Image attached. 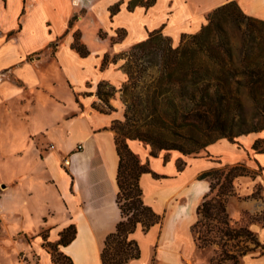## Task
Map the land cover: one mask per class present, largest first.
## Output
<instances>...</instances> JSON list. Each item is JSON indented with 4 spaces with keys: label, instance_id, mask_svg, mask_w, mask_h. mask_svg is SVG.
Listing matches in <instances>:
<instances>
[{
    "label": "crops",
    "instance_id": "0c3cea01",
    "mask_svg": "<svg viewBox=\"0 0 264 264\" xmlns=\"http://www.w3.org/2000/svg\"><path fill=\"white\" fill-rule=\"evenodd\" d=\"M129 1L0 0V170H12L6 176L12 179H2L13 182L5 186L4 193L8 192L1 205L0 264H54L46 243H58L61 233L72 225L76 237L70 245L60 246L59 252L72 264H102L105 241L122 220L116 203L119 157L112 126L123 118V109L118 100L112 101L118 110L113 113L99 112L93 104L98 102L96 94L101 82L121 86L127 80L120 62L103 67L107 54L115 57L145 41L154 31H161L178 46L183 35L202 29L213 10L233 1L246 15L264 21V0H154L152 6L141 5L132 11L127 8ZM116 3L122 6L111 18L109 11ZM75 16L81 20L76 30H80L81 41L90 53L87 57L72 48L75 40L70 21ZM93 17L110 20L102 24L110 32L108 24L125 30L124 41L113 44L95 37L100 46L91 48L81 24ZM54 42L53 57L27 60ZM49 65L56 66L61 81L43 70ZM59 82L72 90V104L52 92ZM45 92L58 109L56 115L40 112ZM10 119L25 122L28 130L6 139L3 135L10 129ZM262 136L263 133H254L240 137V147L226 139L219 140L208 147L206 157H186L178 152H160L153 157L149 145L129 141L132 152L150 170L140 179L144 201L157 214L164 215L162 224L147 233L138 227L132 235L140 246L141 257L129 264L205 263L191 228L197 221L198 206L210 191V182L198 177L217 168L218 157L225 166L245 163L256 173L255 178L237 180L240 194L249 197L256 186L261 187L260 201H243L240 212L235 213L228 207L230 215L239 219L242 211L255 214L264 209V153L252 149ZM80 145L83 149L79 151ZM26 147L32 148L42 175L39 187L32 188L41 195L42 202L32 205L29 220L25 214L29 205L20 203L17 193L35 176L18 171L16 167L23 166L11 163L24 156ZM182 160L185 163L180 169ZM61 164H66L67 172ZM52 195L57 196L60 206H52ZM17 216V229L5 233L8 221ZM249 229L264 245V226L252 222ZM243 264H264V252L244 256Z\"/></svg>",
    "mask_w": 264,
    "mask_h": 264
},
{
    "label": "trees",
    "instance_id": "16d2710c",
    "mask_svg": "<svg viewBox=\"0 0 264 264\" xmlns=\"http://www.w3.org/2000/svg\"><path fill=\"white\" fill-rule=\"evenodd\" d=\"M153 3L132 0L129 10L137 5L148 8ZM74 40L72 48L87 57L90 53L81 43V35L74 34ZM122 57L127 61L123 69L128 78L118 91L126 105L125 122L112 127L119 157L116 203L122 220L105 241L102 264H129L140 259V246L132 235L138 227L147 233L164 220V215L144 201L140 179L150 170L132 152L129 141L149 145L153 157L160 152L190 157L207 153L219 140L237 143L240 137L264 132V21L246 15L235 1L213 10L202 29L183 35L178 46L161 31H154ZM118 58L113 57L111 63L116 64ZM107 62L106 55L103 67ZM107 83L98 85L96 95L108 105L116 90ZM252 149L264 153V139L256 140ZM238 170L242 173L236 174ZM244 174L249 172L239 163L198 177L209 180L210 191L197 208V221L191 230L198 249H221L209 264H239L249 252H264L256 234L233 225L228 214L233 182ZM60 236L58 243H46V247L58 252L52 254L54 264H72L59 247L74 241L75 226Z\"/></svg>",
    "mask_w": 264,
    "mask_h": 264
},
{
    "label": "rangeland",
    "instance_id": "374dc122",
    "mask_svg": "<svg viewBox=\"0 0 264 264\" xmlns=\"http://www.w3.org/2000/svg\"><path fill=\"white\" fill-rule=\"evenodd\" d=\"M132 1V0H131ZM128 2L127 4V8L129 10V4L130 2ZM121 6H122V3H116L114 4L111 8H110V15H111V18H113L121 9ZM141 6V5H139ZM138 5L135 7L137 8ZM134 8V9H135ZM130 11V10H129ZM76 14H82L81 12H77ZM81 21L80 19L77 18V16L73 17L70 21V28L72 30V32L74 34H80V30H76V27L79 26L77 24V22ZM106 22V23H110V20L109 22H107V20L103 19V18H88L85 20V22L81 25L85 26V37H86V40H87V44H89V46L91 48H96L98 46V42L96 41L95 37L100 39V40H107L108 43H120L122 41H124V39L126 38V32L125 30H120L118 28H114L113 26H111L110 24H108V27L111 28V30L113 32H110L108 29H105L104 27H102V24ZM48 30H50V24H48ZM82 43V41H81ZM57 44V43H56ZM56 44L55 42L50 45L49 47H47V49H44L42 51H38V52H35L33 54H31L30 56H28L27 60L29 62H34L35 60H39L41 59L42 57L46 56V55H50V56H54L55 55V52H56ZM174 45V44H173ZM100 46V45H99ZM98 46V47H99ZM130 49L126 50L125 52H122L120 53L119 55H117L119 58H118V61L117 63H121L122 65V70L124 71L123 69V66L125 65V63L127 62L126 59H124V57H122L123 54L127 53ZM122 57V58H121ZM113 57L111 56V54H107V65L105 67H107L108 65L111 64V61H112ZM45 71H48L49 73H51L54 77V79H57L58 81L60 80L61 81V74L60 72L58 71V69L56 68L55 65H49L46 67V69H43ZM45 73V72H44ZM125 73V71H124ZM126 74V73H125ZM127 76V74H126ZM128 78V77H127ZM127 82V80H126ZM125 82V83H126ZM124 83V84H125ZM110 87H114L115 90H116V93L114 95V97L110 98L109 99V103L108 105L105 104L104 102H102L98 97H97V100L98 102H95L93 104V108L99 112H104V113H113V112H117L118 110L112 106V101H120L121 102V105H122V114H123V118L121 120H116L113 124L112 127H114L115 123L116 122H125V112H126V105L124 104L123 102V98H122V94L118 91L119 89L122 88V86L124 84H122L121 86H114L110 83H107ZM52 92L54 94H56L57 96H60L65 102H67L68 105L72 104L73 103V100H72V97H73V94H72V90L66 86V84L64 82H59V85L57 87H55L54 89L52 88L51 89ZM105 91H110V88H104ZM44 94H46L47 96H45ZM43 96L45 97L44 98V102L39 104V109H40V112H52L54 115H56V113H58V109L54 108L53 105H52V102L50 100V98L48 97V93H43ZM110 107V108H109ZM39 118V117H38ZM9 122V125H10V129L4 133L3 137H6V139H10L12 138L14 135L13 134H16V136H18L19 132L21 134L25 133L26 130H28V127L26 125L25 122L23 121H20L19 119H10L8 120ZM25 136L21 137V138H24ZM259 139H264V132H263V136L262 138H259ZM218 142V141H217ZM216 142V143H217ZM234 145H237V146H241L240 145V142L237 140V143H232ZM25 150V153H24V156L23 157H18L15 161H11L12 162H15L16 164H19V165H22L23 167L22 168H17L16 169L18 171H21L23 172L24 174H27L29 175L30 173L33 174L35 176L34 179H32L31 181L28 180V183L21 188V190L17 193V195L20 197V203H23V202H26L28 206V209H26L25 211V214L27 215V219L29 220V214H30V209L32 207V205L34 203H36V205H40L41 202H42V197L40 194H37L36 193V190L32 189L34 185H37L39 187V184L42 183V175H41V168L39 166V161L36 160V157L34 155V152L32 151V148L30 147H26L24 148ZM197 156H203V157H206V153H201ZM208 157V156H207ZM216 162L219 163V165L217 166V169L219 168H223V167H233L235 165H226L222 162V160L220 159V157H218L216 159ZM185 162L182 160L181 162H179V166L180 168H182L183 164ZM14 164V163H13ZM241 164H244V166L246 167L247 171L249 172V175H245L244 176H240L238 178H236L233 182V191H234V195L229 197L228 198V201H227V209L229 207L230 209V212H240V205L242 204L243 201H248V200H256V201H260L262 199L261 197V187L260 186H256L254 188V191L252 192L251 196L249 197H246V196H243L242 194H240L239 190L240 188L237 186V180L238 179H249V178H253L251 177V174L252 173H255L254 171H252L250 168H248V166L245 164V163H241ZM15 166V165H14ZM61 168L63 170H65L66 172L68 171L67 170V166L66 164H61ZM10 173H12V170H8V169H5V170H0V184L3 185V186H12V181H9V182H6L4 181L2 178H8L6 176H8ZM242 173L241 170H238L236 172V174H240ZM8 179H12V178H8ZM209 181V180H208ZM12 182V183H10ZM35 182V184H34ZM37 187V188H38ZM8 192V190L3 193V196H2V200L4 198V196L6 195V193ZM217 191L213 194V195H216ZM46 199H48L47 197H45ZM50 199V203H52V206L53 207H57L58 205L60 206V202H59V199L57 198V196H51L49 197ZM183 196L182 198L180 199V202H183ZM1 205H2V201H1ZM2 207V206H1ZM0 207V221H2V209ZM41 212V211H40ZM230 212H228L231 220H232V224L235 225L236 227H247L249 228V224L254 222V223H259L261 225L264 226V209H262L260 212H257L255 214H250L248 212H244L242 211L241 212V215H240V218L239 219H234L231 215H230ZM29 213V214H28ZM14 219H18V216L17 217H12L8 222V225L7 227H5V233L8 232V233H12L14 232L17 227H18V223L15 222ZM46 233H42V236L45 238L46 236ZM233 244V242H231V244L228 246V250H230V246ZM5 247H7L6 243L3 244ZM9 246V245H8ZM4 250L6 251L7 249L4 248ZM48 252L51 254L54 253L55 255H58V252H53L52 249H48ZM221 252V249L218 247V246H214L210 249H206V250H203L202 251V257L204 259V264H209V262L213 259H216L218 258V255L220 254ZM255 253H259V252H262L260 249H257L254 251ZM254 252H249L247 253L246 255H249V254H252ZM245 255V256H246ZM243 258L244 257H241L239 259V264H243ZM66 263V262H65ZM224 264H232L230 262H225Z\"/></svg>",
    "mask_w": 264,
    "mask_h": 264
},
{
    "label": "built area",
    "instance_id": "2783aa9c",
    "mask_svg": "<svg viewBox=\"0 0 264 264\" xmlns=\"http://www.w3.org/2000/svg\"><path fill=\"white\" fill-rule=\"evenodd\" d=\"M82 149H83L82 145L77 147V150H79V151ZM4 191H5V186L0 184V207H1V201H2V196H3Z\"/></svg>",
    "mask_w": 264,
    "mask_h": 264
}]
</instances>
